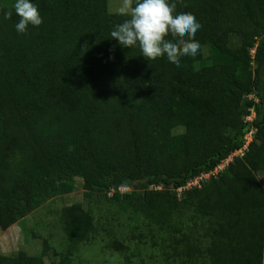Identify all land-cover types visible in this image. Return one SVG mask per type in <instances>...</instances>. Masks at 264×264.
<instances>
[{
    "label": "trees",
    "instance_id": "trees-1",
    "mask_svg": "<svg viewBox=\"0 0 264 264\" xmlns=\"http://www.w3.org/2000/svg\"><path fill=\"white\" fill-rule=\"evenodd\" d=\"M30 2L43 23L21 34L15 12L3 18L14 0H0V228L72 193L77 178L89 200L61 210L60 251L42 238L35 255L0 264H73L108 222L93 195L108 214L162 231L171 264H264V0H175L202 25L200 51L180 67L111 38L125 17L110 0ZM251 130L244 157L185 189ZM108 248L130 263L122 241Z\"/></svg>",
    "mask_w": 264,
    "mask_h": 264
},
{
    "label": "rangeland",
    "instance_id": "rangeland-1",
    "mask_svg": "<svg viewBox=\"0 0 264 264\" xmlns=\"http://www.w3.org/2000/svg\"><path fill=\"white\" fill-rule=\"evenodd\" d=\"M109 4L111 12L119 13L122 0H110ZM262 94L264 97V88ZM258 180L264 187V176L258 175ZM206 183L204 181L202 186ZM140 187L141 184L136 188ZM126 191L130 189H122L120 192ZM88 200L83 181L77 178L72 193L55 197L7 230L0 228V254L8 255L24 250L33 256L40 249L42 238H50L52 246L60 251L63 241L59 222L61 210L75 204L86 207ZM90 200L98 201L93 203L96 217L108 222L103 225L105 230L101 229L96 239L80 247L73 258V264H171L165 249L167 243L163 242L166 235L162 231L143 221L134 224L126 216H114L118 213L108 214L114 211H107L105 201L97 195H93ZM113 240L122 241L129 246L130 263L121 258L116 249L108 248Z\"/></svg>",
    "mask_w": 264,
    "mask_h": 264
},
{
    "label": "clouds",
    "instance_id": "clouds-1",
    "mask_svg": "<svg viewBox=\"0 0 264 264\" xmlns=\"http://www.w3.org/2000/svg\"><path fill=\"white\" fill-rule=\"evenodd\" d=\"M176 8L175 0H122L119 14L125 19L115 25L110 37L128 49L138 46L148 61L166 56L180 67L182 57H195L200 51L195 36L202 25L193 13H178ZM13 12L19 17L15 25L18 33H26L29 25L38 27L43 23L38 7L30 0H14L3 18L11 19Z\"/></svg>",
    "mask_w": 264,
    "mask_h": 264
},
{
    "label": "built area",
    "instance_id": "built-area-1",
    "mask_svg": "<svg viewBox=\"0 0 264 264\" xmlns=\"http://www.w3.org/2000/svg\"><path fill=\"white\" fill-rule=\"evenodd\" d=\"M252 118H255V112L254 110H251L250 115L247 117L248 121H252ZM253 134H254V130H251L247 136L245 137V142L244 145L238 149L237 151L233 152L226 160H224L220 165H218L214 170L208 172V173H203L199 176H197L196 178L190 180L185 189H191L193 187H198L201 188L202 183L204 181H210L212 179H217L220 174H222L224 172V170L227 168V166L229 165L230 162L233 161V159L235 157H244V155L246 154V152L248 151V147L250 145V143L252 142L253 139ZM123 188H120L119 190L121 191Z\"/></svg>",
    "mask_w": 264,
    "mask_h": 264
}]
</instances>
